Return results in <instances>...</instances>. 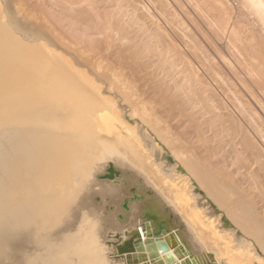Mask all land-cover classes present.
I'll use <instances>...</instances> for the list:
<instances>
[{"label": "bare ground", "instance_id": "1", "mask_svg": "<svg viewBox=\"0 0 264 264\" xmlns=\"http://www.w3.org/2000/svg\"><path fill=\"white\" fill-rule=\"evenodd\" d=\"M68 35L146 107L123 114ZM151 111L176 138L137 130ZM0 131V264H128L147 226L184 252L164 264H264V0H0Z\"/></svg>", "mask_w": 264, "mask_h": 264}, {"label": "rangeland", "instance_id": "2", "mask_svg": "<svg viewBox=\"0 0 264 264\" xmlns=\"http://www.w3.org/2000/svg\"><path fill=\"white\" fill-rule=\"evenodd\" d=\"M23 22V21H22ZM24 22H26V21H24ZM23 22V23H24ZM32 27V26H31ZM35 31H37V32H40V33H42V30H38L37 28H35V27H32ZM67 38H68V40H67ZM67 38H66V41H65V39H64V41H57V43L61 46V51H65L64 53L69 57H74L73 59H77V60H79V61H82L83 63H86L85 65V67H84V69H86L87 68V70L88 69H91L94 73H99V75L100 76H102L103 78H104V84H103V88L104 89H107V91H109V92H111L115 97H117V99H116V101L118 102V105L120 106V108H121V110H122V112H123V114H126L128 117H130L135 111H138L140 108H143V107H146V100H145V97L141 94V93H139L140 91L137 89V88H135L136 86H135V84L132 82V80H131V78L129 77V75H128V73L125 71L124 73H123V71L121 72V70H119L118 69V66H116V64L114 63V62H112V61H104L105 59L103 58H101V56H99V55H97L96 53H97V51L96 50H94V49H90V47H84V46H82V45H78V43L76 42H74V41H76V40H71V39H69V38H71V37H69V35L67 36ZM73 41V42H72ZM76 44V45H75ZM84 47V48H83ZM85 48H87V49H85ZM91 51V52H90ZM73 54V55H72ZM98 56V57H97ZM76 57V58H75ZM100 58V59H99ZM103 61V62H102ZM100 62H102L101 64H100ZM93 66V67H92ZM99 66V67H98ZM101 66H103L104 68H101ZM97 68H100V69H97ZM108 68V69H107ZM111 70H110V69ZM99 71V72H98ZM116 71V72H115ZM123 73V74H122ZM104 74V75H103ZM122 74V75H121ZM125 74H127L126 76H125ZM106 76V77H105ZM111 76V77H110ZM124 76V77H123ZM115 77V78H114ZM117 77V78H116ZM120 77V78H119ZM123 77V78H122ZM111 78V79H110ZM114 78V79H113ZM118 78H119V80L120 81H118ZM128 78H129V81H128ZM121 79L124 81V82H122L121 81ZM115 80V81H114ZM131 80V81H130ZM111 81V82H110ZM121 82V83H120ZM127 82H128V84H127ZM113 83V84H112ZM124 84V85H123ZM129 84H132V85H129ZM134 84V85H133ZM112 85V86H111ZM114 85V86H113ZM126 85V86H125ZM116 86V87H115ZM124 88H123V87ZM112 87V88H111ZM118 87V88H117ZM126 87V88H125ZM114 88V89H113ZM117 88V89H116ZM120 88V89H119ZM111 89H112V91H111ZM130 89V90H129ZM119 90H121V92L119 91ZM125 90V91H124ZM127 90H129V91H127ZM131 90H132V92H131ZM136 91V92H135ZM131 92V93H130ZM135 92V93H134ZM124 94L126 95V96H124ZM129 94V95H128ZM138 94V95H137ZM136 99H135V98ZM141 97H142V102H141ZM144 97V98H143ZM140 98V99H139ZM122 101V102H121ZM131 101V102H130ZM139 103V104H138ZM141 105H143V106H141ZM136 106V107H135ZM135 111H134V110ZM155 112V113H154ZM150 114H151V116H152V118H150V124H146V123H144L141 119H140V117H138V116H136V117H134V118H136L137 120L139 119V121H138V123H135L134 125H136L135 127L137 128V130L138 131H141L142 133H143V135H146V136H149V137H151L152 135L151 134H155L154 136H152L151 138L152 139H154V140H156V139H159V140H166V137L169 139L170 138V140L169 141H171L172 140V138L174 139V138H176L177 136H174V134H173V132L176 134L177 133V131H176V129H174L173 130V132H172V129L171 128H169V130H170V134L171 135H169V130L167 129V132L165 131L166 130V128H168L170 125L166 122V120H163L164 118L162 117V115H161V113H157L156 111H151L150 112ZM158 119H160V120H158ZM155 120H157V121H155ZM165 122V123H164ZM157 123H160V124H157ZM132 124V126L134 127V125H133V123H131ZM152 125V126H151ZM167 125H168V127H167ZM166 126V127H165ZM10 127V126H9ZM24 127H26V126H22L21 128H24ZM144 127V128H143ZM160 127V128H159ZM15 129L14 130H16L17 128L16 127H14ZM26 128H30V126H27ZM6 129V130H5ZM9 128H8V126L7 127H5L4 128V130H3V132L2 131H0V132H2L3 133V135H2V133H1V136H4V134L5 133H9V130H8ZM147 129V130H146ZM149 129V130H148ZM162 129V130H161ZM165 129V130H164ZM8 130V131H7ZM13 130V128H11V130L10 131H12ZM13 130V131H14ZM164 130V131H163ZM7 131V132H6ZM160 131V132H159ZM158 134V135H157ZM169 136H168V135ZM156 137V138H155ZM181 141V140H180ZM183 141H181V143H182ZM164 143V142H163ZM184 143V142H183ZM155 145H158L159 147H160V143H158L157 142V144H155ZM159 149V148H158ZM159 152L160 153H162V154H164V150H160L159 149ZM167 157H171V155H169L168 154V156ZM168 162L170 163V161L168 160ZM172 164V163H171ZM116 179H119V177H117ZM22 183V184H21ZM19 185H14V186H12L10 189H14V188H17V186L18 187H20V186H22V187H20V188H18V189H21V190H26V188L28 189V187H26L27 186V184L25 185L24 184V182H20V183H18ZM116 185H118V184H116ZM123 185L125 186V188H127V186L129 185V183L128 182H124L123 183ZM16 186V187H15ZM25 188V189H24ZM138 187L137 186H131V188H130V192H131V190L133 191V192H135V190L137 189ZM193 189H195V190H197V187H193ZM126 191H129L128 189H126ZM147 194L148 195H152V193H149V192H147ZM196 195H198V196H200V197H202L203 195L202 194H200V193H198V192H196ZM36 200V199H35ZM37 200H38V198H37ZM37 200L36 201H34V202H36L35 203V205L36 206H38V204H39V206L41 205V203H40V201H39V203H37ZM126 200H128V198H126L125 199V201ZM124 201V202H125ZM39 213H40V211H39ZM171 222H172V220H171ZM232 227H227V229H229V230H227V233H231V235H234L235 233H234V230H233V228L231 229ZM232 230H233V232H232ZM234 237V236H233ZM238 237H241L240 235H238ZM234 239H236L235 237H234ZM238 242H236V244H237Z\"/></svg>", "mask_w": 264, "mask_h": 264}, {"label": "water", "instance_id": "3", "mask_svg": "<svg viewBox=\"0 0 264 264\" xmlns=\"http://www.w3.org/2000/svg\"><path fill=\"white\" fill-rule=\"evenodd\" d=\"M171 159H169L170 161ZM119 171L116 170L113 166H110L109 170L107 173L100 175V180H106L110 179L111 182H116L117 177H119ZM116 176V178H114ZM133 193V191H131ZM139 196V195H138ZM135 197V195H134ZM129 204V199L124 202V208L126 210V213L129 211L128 208ZM123 214L120 216V219L122 220ZM162 229H160L159 232H161ZM135 249L136 253L133 254V257L130 258L129 255H126L125 258L127 260L128 264H132L134 260H139V261H147L150 260L151 262L156 261L154 264H164V260L160 259V253H166L168 252L171 248L174 249V253L180 255L181 257L184 256L183 250L178 246L176 243L175 239L173 238V234H170V236H165L163 240H160L158 236H152V231L149 226H147V234L145 236V239L143 237L141 240L137 241L135 243ZM124 248H120L118 246V255L123 256L122 254L124 251ZM167 263H171V261H167ZM182 264H190L189 260L186 258L185 260L182 261Z\"/></svg>", "mask_w": 264, "mask_h": 264}]
</instances>
